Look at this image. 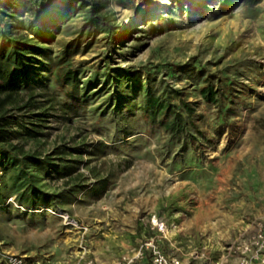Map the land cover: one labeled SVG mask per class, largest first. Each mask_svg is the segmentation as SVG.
<instances>
[{
	"label": "rangeland",
	"instance_id": "1",
	"mask_svg": "<svg viewBox=\"0 0 264 264\" xmlns=\"http://www.w3.org/2000/svg\"><path fill=\"white\" fill-rule=\"evenodd\" d=\"M103 1L127 34L112 49L100 39L102 32L88 44L80 41L73 58L85 60L79 85L104 64L108 50L109 64L149 69L156 82L167 80L189 98L201 84L202 69L230 77L233 96L222 104L233 113L222 117L217 106L199 103L196 120L204 137L183 149L140 120L132 123V133L120 132L108 108L92 111L103 107L105 91L90 97L87 112L68 110L55 100L65 97L50 88L51 73L36 69L31 76L42 75L21 84L19 108L8 106L5 134L24 152L65 165L61 173L50 168L40 175L39 186L55 198L48 205L18 202L0 178V264H117L152 234L154 220L168 224L165 235L171 222L181 227L166 253L183 257V264H239L235 247L249 243L259 225L264 228V0H236L224 13L214 3L188 12L183 2L178 12L157 18H140L137 0ZM81 21L72 17L46 44V65L61 58L62 45L75 37ZM30 86L36 105L47 109L42 121L25 106ZM20 120L36 124L35 137L24 136ZM251 264H264V246Z\"/></svg>",
	"mask_w": 264,
	"mask_h": 264
},
{
	"label": "trees",
	"instance_id": "2",
	"mask_svg": "<svg viewBox=\"0 0 264 264\" xmlns=\"http://www.w3.org/2000/svg\"><path fill=\"white\" fill-rule=\"evenodd\" d=\"M137 1L140 18L145 15L157 18L163 12H178L183 2L189 6L188 12L192 6L206 8L214 3L217 12L224 13L236 0H169V4L154 3L152 0ZM24 15H27L26 19H22ZM74 16L82 18L75 37L62 45L61 58L54 65L51 62L46 65L43 60L44 57L48 58L49 48L46 44L55 40L62 27ZM96 32H102L100 39L110 49L127 34L109 16L103 0H0V171L4 175H0V178L7 184L8 193H15L16 200L26 206H35L39 201L48 205L55 200L54 195L39 186L42 180L40 175H46L50 168L61 173L65 165L61 159L60 163H56L49 156L41 158L35 153L24 152L18 144L11 143L5 134V127L10 124L8 106L19 108L17 96L21 84L38 80L37 76L42 74L31 75L40 67L45 68L49 75L51 73L53 81L50 88L57 95L65 97V100L59 97L55 100H59L68 110L78 113L81 108L82 112H87L85 106L91 103L86 102L94 100L90 97L105 91L101 95L103 107L97 105L92 111L100 112L104 107L108 108L120 132L132 133V123L140 120L146 130H162L170 141L180 143L183 149L204 137L196 120L199 103L217 106L222 117L233 113L228 104H222L225 98L233 96L230 77L202 69L201 84L191 89L196 95L189 98L187 93L168 84L167 80L156 82L154 73L149 69L109 64L108 50L103 56L104 64H97L90 77L79 85L80 65L85 60L76 61L74 54L80 41L88 44ZM172 76L173 70H170L168 77ZM98 83L101 85L92 91ZM29 88V102L25 106L34 108L36 111L30 116L42 121L47 109L36 105L39 103L34 101L33 88ZM134 114L137 115L134 117ZM16 122L23 128L24 136H36L35 123L26 122L32 126L27 127L22 120ZM75 150L80 151V148ZM78 187L82 188L83 185ZM4 198L0 190V204ZM143 263L149 264L147 258Z\"/></svg>",
	"mask_w": 264,
	"mask_h": 264
},
{
	"label": "built area",
	"instance_id": "3",
	"mask_svg": "<svg viewBox=\"0 0 264 264\" xmlns=\"http://www.w3.org/2000/svg\"><path fill=\"white\" fill-rule=\"evenodd\" d=\"M149 227L152 234L142 238L132 250V254L122 257L117 264H139L146 258L149 264H183L181 259L169 255L160 246V241L166 237L164 233L168 224L162 220H154ZM263 246L264 228L259 225L249 243H242L235 247L239 252V264H251L253 259L260 257Z\"/></svg>",
	"mask_w": 264,
	"mask_h": 264
},
{
	"label": "crops",
	"instance_id": "4",
	"mask_svg": "<svg viewBox=\"0 0 264 264\" xmlns=\"http://www.w3.org/2000/svg\"><path fill=\"white\" fill-rule=\"evenodd\" d=\"M172 224H171V227H172V229H169V235H167L166 234V237L165 238H163L161 241H160V246H161V248L165 251V252H167L166 251V249L168 248V246H170V245H172V243H171V238H173L174 236H175V239L177 238V235H179L180 234V232H181V227H179L178 226V224H176L175 222H171ZM150 232V231H149ZM152 233V232H151ZM180 256H183V251H182V249H180ZM178 258H181V257H179V256H177ZM183 258V257H182ZM181 258V259H182ZM182 263H183V260H182Z\"/></svg>",
	"mask_w": 264,
	"mask_h": 264
}]
</instances>
